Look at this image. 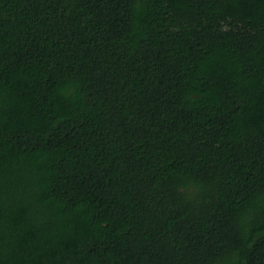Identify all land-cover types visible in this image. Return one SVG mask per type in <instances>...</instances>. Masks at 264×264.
I'll return each mask as SVG.
<instances>
[{"label":"trees","instance_id":"1","mask_svg":"<svg viewBox=\"0 0 264 264\" xmlns=\"http://www.w3.org/2000/svg\"><path fill=\"white\" fill-rule=\"evenodd\" d=\"M0 264H264V0H0Z\"/></svg>","mask_w":264,"mask_h":264}]
</instances>
